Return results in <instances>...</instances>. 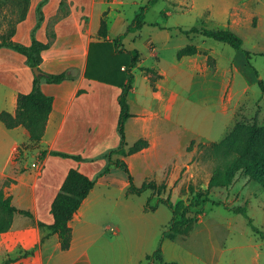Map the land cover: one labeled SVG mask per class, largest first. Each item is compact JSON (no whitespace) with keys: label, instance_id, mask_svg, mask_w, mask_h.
Segmentation results:
<instances>
[{"label":"crops","instance_id":"obj_1","mask_svg":"<svg viewBox=\"0 0 264 264\" xmlns=\"http://www.w3.org/2000/svg\"><path fill=\"white\" fill-rule=\"evenodd\" d=\"M28 1L25 17L15 24L11 38L13 42L24 46L31 43V31L36 24V7L42 0ZM62 1L64 5L61 10ZM147 1L144 0V4ZM178 4L180 2H174L172 6ZM143 5L137 0H47L41 7L43 20L34 32L35 39L48 43L49 32L54 34V38L49 48L41 52L39 68L48 74L66 73L69 78L59 84H48L43 79L39 82L40 91L52 97L53 102L37 149L80 156L82 160L46 155L40 170L35 171L31 167V171L16 176L17 183L12 186L11 193L14 204L19 205L12 206L29 211L33 220L16 214L21 218L16 219L14 216L10 228L0 233V255L6 256L5 260L18 259L7 264H98L99 246L95 243L94 227L99 222L97 211L104 205L91 204L100 195L103 197L108 193L116 181H119L122 185L120 189L126 194L128 182L125 174L121 171L122 174L118 173L119 169L116 168L96 178L107 164L103 156L119 145L117 120L121 89L84 76L87 54L91 43L103 41L97 35L102 19L107 23L105 40L112 41L130 25L125 16L127 7H132L133 21ZM191 7H194L193 3ZM150 8L145 12L143 25L136 31L137 35L129 39L130 44L124 46L123 43L129 33L121 44L124 50H137L140 54L139 62L131 71L133 83L127 97L131 117L125 122V141L127 147L139 140L146 141L147 146L127 157H112V160L122 159L126 163L136 186L150 180L158 185L166 176L172 179L179 168L181 134L179 124L173 122V115L179 103L181 83L185 82L186 85L182 89L190 90L197 74L204 75V81L197 87L204 97L211 86L205 76H209L205 66L207 56L201 52L206 48L193 45L197 50L195 54L177 58V52L185 47L172 43L174 34L180 31H171L161 17H170V11L161 10L157 22L151 24L146 21ZM201 13L208 19L225 20L224 23H227L230 8L228 2L222 0L215 8L212 4H205ZM58 15L61 17L55 20ZM146 26L150 32L142 37V29ZM195 35H192L193 39ZM139 39L142 40L138 42ZM0 56L6 63L0 64V72L10 66L19 73V78H14L12 84L0 78V86L3 87L0 91V113L5 111L14 115L17 97L30 92L34 75L21 54L1 48ZM151 58L156 64H145ZM146 69L153 72L147 73ZM194 136L201 141L203 139L199 133L195 132ZM27 138L20 126L10 130L0 127V146L6 144L5 141L7 145L14 143L9 148L8 159H11L15 146ZM71 168L91 179L96 178V181L69 222L71 244L68 250L62 251L56 234L42 239L47 231L40 228L38 223L52 224L51 202ZM2 176H5L4 172H1ZM117 235L113 231L112 236ZM177 240L162 241L163 261L179 264L174 258L178 250L174 247ZM26 252L31 254L25 255ZM199 260L200 257L194 254L183 257L184 264H199Z\"/></svg>","mask_w":264,"mask_h":264},{"label":"rangeland","instance_id":"obj_2","mask_svg":"<svg viewBox=\"0 0 264 264\" xmlns=\"http://www.w3.org/2000/svg\"><path fill=\"white\" fill-rule=\"evenodd\" d=\"M137 1L140 5L144 4V0ZM221 1L160 0L150 8L147 23L157 22L160 11L166 10L171 16L161 17L171 31L194 26L230 29L243 43L240 50H235L201 35H195L193 39L194 34H174V44L206 48L201 52L207 56L205 66L209 76H205L211 84L210 90L205 97L199 92L198 84L204 81V75L200 74H197L190 90L182 89L186 85L181 83L179 103L173 115V122L179 124L181 134L180 161L172 179L166 176L154 190L148 189L139 195L125 194L120 189L122 185L116 181L108 193L103 197L100 195L91 204L104 205L97 211L99 222L94 227L95 243L99 246L98 264H146L145 257L156 249L163 230L172 218L165 204H158V198L170 199L175 207L174 220L178 221L180 211L192 201L198 189H208V199L219 201L222 205L214 206L206 201L198 207L186 208V216L200 223L189 227L186 236L177 237L175 260L184 264L183 257L194 254L200 257L199 264H211L208 260L217 264H264V239L252 231L245 217L232 212L234 208L245 207L252 225L264 236V190L240 171L235 173L228 187L208 188L216 162L208 147L221 141L237 122L264 126V94L258 85V80L264 82V0H224L230 8L227 23L203 16L201 10L205 4H212L215 8ZM174 2L180 4L172 6ZM192 3L194 7H191ZM24 4L23 0H0V37L13 28L24 11ZM125 16L132 24L131 6L125 10ZM147 32H150L148 26L142 29V37ZM135 35L136 31L129 32L128 38L123 41L124 46H128L129 39ZM145 39H141L142 42ZM154 63L156 61L152 58L145 62L148 65ZM0 64H6L2 56ZM5 70L0 72V78L9 84L14 78H19L14 67L9 66ZM136 72L139 73V70ZM2 89L0 86V91ZM0 127L4 129L1 123ZM195 132L201 134L202 141L194 136ZM5 143L0 146V193L3 199L10 197V205H19L14 204L11 193L12 186L17 183L16 176L31 171V167L35 171L40 170L44 158H38L40 151L37 143L26 140L15 146L11 159H8L9 148L14 143ZM1 172L5 176L1 177ZM146 205H157V208L145 211ZM0 219L2 222L6 219L5 212L1 210ZM113 231L118 233L116 237L112 236ZM5 259L6 256L0 255V264Z\"/></svg>","mask_w":264,"mask_h":264},{"label":"trees","instance_id":"obj_3","mask_svg":"<svg viewBox=\"0 0 264 264\" xmlns=\"http://www.w3.org/2000/svg\"><path fill=\"white\" fill-rule=\"evenodd\" d=\"M47 0H42L36 7V24L31 31V43L28 46L13 42L11 40L14 34V26L22 21L25 17L28 0H23L24 11L18 19H16L13 28L7 35L0 37V49L8 48L25 57L26 65L32 70L37 68L40 71L39 76H34L32 87L29 93L19 94L17 97L16 109L14 115L5 111L0 113V122L3 126L10 130L16 127H22L28 136V140L38 143L44 133L48 115L52 108L53 99L44 95L39 88V82L43 79L48 84H59L63 80L69 78L66 73L48 74L39 68L41 62V52L48 49L51 40L54 38L52 32L48 33V43H41L35 39L34 32L40 26L43 20L41 7ZM159 0H148L134 16L132 24H130L123 34H120L113 41H106L107 23L101 20L98 29V37L103 41L91 43L89 45L87 61L84 76L88 79L97 80L110 85L118 86L121 92L118 96L119 116L117 120V133L119 135V145L117 148L108 151L103 157L107 160L106 166L98 174V177L109 173L111 168L119 169L126 176L128 186L127 195H139L148 189L154 190L157 185L154 181H146L141 186H136L129 172L126 163L122 159L112 160L113 155L127 157L135 154L147 146V142L139 140L132 146L127 147L125 141V122L131 117L127 103L128 94L132 88L133 75L132 69L136 67L140 60V54L137 50L126 51L121 47L120 41L129 32L140 30L143 25L145 12ZM64 2H61V10ZM65 14V12H63ZM58 15L55 20L59 19ZM180 33L184 35L197 34L215 42L223 43L232 49L240 50L242 47V39L230 29H208L204 27H191L187 30L180 29ZM119 41V42H118ZM197 52L195 46L187 45L177 52V58L193 55ZM123 68V69H122ZM147 73L152 70L146 69ZM264 82L258 80L259 88L264 94ZM216 158L214 168L208 182V188L216 186L228 187L233 180L236 172H243L249 180L257 182L264 190V126L256 124L248 125L246 123L237 122L232 130L219 141L208 147ZM46 155L59 156L62 158H70L75 161H81L80 156L70 155L55 151H40L38 158L43 159ZM96 178L91 179L80 173L76 169H69L63 183L53 198L50 205V214L53 222L50 225L38 223L40 228L47 231L42 239L50 235L56 234L59 240L60 249L66 251L71 244V228L69 222L73 215L80 208L82 202L93 189ZM210 202L211 205H222L219 201H211L208 199V189H198L192 201L180 211V219L174 220L175 207L170 199L158 198V204H165L170 210L172 218L168 226L163 230L160 241L156 249L145 257L146 264H175L173 262H165L162 259L161 244L164 239L176 240L180 235H185L189 227L197 223L195 218L186 216V208L198 207L204 202ZM157 205L144 208L145 211L156 210ZM0 210L5 212L6 219L2 222L0 219V233L6 232L10 226L14 214L33 219L32 214L26 210L17 209L10 205V197L3 199L0 193ZM233 213L241 214L248 221L252 231L262 239V231H259L252 225L251 219L246 214L245 207H237L232 209ZM186 236V235H185ZM184 236V237H185ZM182 238V237H181ZM31 254L26 252L25 255ZM18 259H15L17 261ZM14 262V260H5L3 264Z\"/></svg>","mask_w":264,"mask_h":264},{"label":"water","instance_id":"obj_4","mask_svg":"<svg viewBox=\"0 0 264 264\" xmlns=\"http://www.w3.org/2000/svg\"><path fill=\"white\" fill-rule=\"evenodd\" d=\"M32 73H33L34 76H39L41 74L40 71L37 68H33L32 69Z\"/></svg>","mask_w":264,"mask_h":264}]
</instances>
